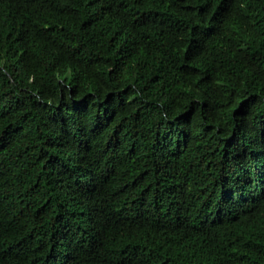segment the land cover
<instances>
[{
	"label": "trees",
	"instance_id": "1",
	"mask_svg": "<svg viewBox=\"0 0 264 264\" xmlns=\"http://www.w3.org/2000/svg\"><path fill=\"white\" fill-rule=\"evenodd\" d=\"M0 264H264V0H0Z\"/></svg>",
	"mask_w": 264,
	"mask_h": 264
}]
</instances>
